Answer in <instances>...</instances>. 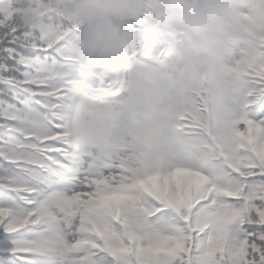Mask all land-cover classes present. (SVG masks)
I'll list each match as a JSON object with an SVG mask.
<instances>
[{"label":"snow or ice","instance_id":"1","mask_svg":"<svg viewBox=\"0 0 264 264\" xmlns=\"http://www.w3.org/2000/svg\"><path fill=\"white\" fill-rule=\"evenodd\" d=\"M33 11L0 0V264H264V0L203 12L184 59L70 57Z\"/></svg>","mask_w":264,"mask_h":264},{"label":"clouds","instance_id":"2","mask_svg":"<svg viewBox=\"0 0 264 264\" xmlns=\"http://www.w3.org/2000/svg\"><path fill=\"white\" fill-rule=\"evenodd\" d=\"M148 2L151 3V0ZM69 3L87 25L79 44L76 48L69 49V54L86 55L97 61H108L120 55L122 46L130 38L127 32L113 28L110 18L134 17L145 0H69ZM226 5L227 0H186L185 23L200 24L203 22V12ZM171 34L174 36L175 30H172ZM172 46L181 59L198 52L202 47L199 41L179 45L175 40Z\"/></svg>","mask_w":264,"mask_h":264},{"label":"trees","instance_id":"3","mask_svg":"<svg viewBox=\"0 0 264 264\" xmlns=\"http://www.w3.org/2000/svg\"><path fill=\"white\" fill-rule=\"evenodd\" d=\"M186 1V0H185ZM29 3L34 5V11L28 13L23 21L25 24L36 27L41 23V17L46 14H50L57 20L63 21L66 26H71L74 34L71 39L68 40L65 44V51L70 57H88L86 55H70L69 49H74L80 42V39L85 32L87 27L82 16L76 14L73 10L72 5L69 3V0H28ZM160 4L163 7V11L167 14L169 23L173 27V30H183L184 27L191 25V23H185V12L184 8L181 5L179 0H170L171 3H174L179 11V19H173L170 16L169 9L163 2L159 0ZM155 3V4H154ZM156 0H151V3L148 0H145V3H142L140 6V11L134 17H124V18H110L111 26L117 30L127 32L129 34V39L126 40L122 46L123 53L126 50L130 41L135 40L138 37H142L144 40L155 41L159 39V30L162 31L158 23V16L160 15V10L156 7ZM142 18V26L139 29L131 28L130 26L133 22H136ZM63 38V35L61 36ZM123 53H120V57ZM116 57V58H118ZM90 58V57H88ZM113 58V59H116ZM112 59V60H113Z\"/></svg>","mask_w":264,"mask_h":264},{"label":"rangeland","instance_id":"4","mask_svg":"<svg viewBox=\"0 0 264 264\" xmlns=\"http://www.w3.org/2000/svg\"><path fill=\"white\" fill-rule=\"evenodd\" d=\"M196 24V23H195ZM176 35L172 36L171 39H167L166 42L169 44V46L172 48V50L175 52V50L173 49V40H175V42L179 45H183L184 43H186L187 41L190 42V39H185L183 42H181V40L179 39L180 36H178L177 38H175ZM196 41V40H194ZM176 54V52H175ZM177 55V54H176Z\"/></svg>","mask_w":264,"mask_h":264}]
</instances>
